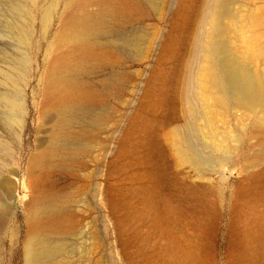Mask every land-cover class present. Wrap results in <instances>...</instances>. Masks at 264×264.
I'll list each match as a JSON object with an SVG mask.
<instances>
[{"label":"rangeland","instance_id":"obj_1","mask_svg":"<svg viewBox=\"0 0 264 264\" xmlns=\"http://www.w3.org/2000/svg\"><path fill=\"white\" fill-rule=\"evenodd\" d=\"M207 2L135 0L103 12L97 38L104 56L78 73L93 100L78 111L68 146L32 173L30 158L53 139L58 118L45 108L57 34L74 15L102 12L103 3L0 0V139L11 144L0 147V181H18L13 191H0L8 210L0 222V264H25L26 213L44 190L57 192L72 213L69 226L47 232L59 247L50 258L60 264H264V256L249 262L246 238L248 231L264 232V198L243 206L239 195L264 167V121L260 112L230 106L216 116L215 132L204 127L197 72ZM263 5L228 1L226 40L219 38L226 50L218 58L239 57L264 77V56L249 57L243 37L253 32L264 44ZM251 13L262 17L254 22ZM19 28L25 42L17 38ZM4 72L20 78L24 109L16 119ZM179 135L192 154L188 161L177 149ZM32 177L43 182L37 190L28 183ZM173 249L197 256L183 261Z\"/></svg>","mask_w":264,"mask_h":264},{"label":"bare ground","instance_id":"obj_2","mask_svg":"<svg viewBox=\"0 0 264 264\" xmlns=\"http://www.w3.org/2000/svg\"><path fill=\"white\" fill-rule=\"evenodd\" d=\"M73 1L78 4H83L90 0ZM100 1L103 3L100 9L103 10L102 12L98 14L85 12L80 15H74L65 23L63 30L57 34V54L52 62L51 71L48 76L45 108L50 112H55L56 116L58 114V118L55 122L53 139L40 147L30 158L29 169L32 173L36 169L48 167L54 157L68 146L69 138L76 136L73 124L78 111L93 100L94 91L80 78L78 73L90 60L104 56L105 45L97 38L98 32L106 24V18L103 16V12L117 10L118 7L129 5L135 0ZM207 1L209 5L204 9L205 14L203 13L205 32L202 38L204 42L197 72V81L199 82L202 98L206 105L204 111L208 115V120L204 127L210 128L212 131L216 130V116L218 118L224 117L226 115L224 109L230 106L242 108L244 114L247 115L254 116L260 112L258 115L261 122H263L264 77L258 74V72L250 71L245 62L239 57L237 58L226 54L222 59L218 58V53L221 50H226L225 42L220 41L221 39L219 40V38L225 39V36L222 37L221 34L226 29V24L223 20L224 18L226 19V16L230 12L226 8L229 0ZM261 10H263L262 14H264V8ZM230 16L235 17L234 15ZM261 17L259 13H251V20L254 22L260 20ZM234 20L236 19L233 18L231 21L233 22ZM242 20L240 21L242 22ZM251 33L243 36L245 37L244 42L246 43L244 51L249 57L256 58V56H264V44L258 41L256 34ZM224 34L226 33L224 32ZM17 38L20 42L26 41L27 34L24 28L17 30ZM234 51L233 53L236 52ZM18 63L22 64L20 61H16V66L22 67ZM19 79L17 76L14 77L4 72V80H2L3 83L10 82L13 85V90L8 95L6 94V99L11 116L14 119L19 118L24 109V102L20 98L18 88ZM176 142L177 149L183 159L186 161L190 160L192 154L188 150V147L183 145L181 135L176 137ZM0 147L10 148L11 144L0 139ZM38 179L32 177L31 181L28 182L36 190L43 183L42 181H38ZM245 185L239 190L242 201L246 202L243 206L251 204L254 199L264 198V167L254 172L250 176L249 184ZM13 187L15 189L18 187V181H8L7 178L6 180L0 181V191L3 189L5 192L9 189L13 191ZM29 204L32 205L26 213L28 233L23 246L25 264H60L59 261L50 258L59 251V247L50 243L47 232L52 227L65 228L69 226L72 218L71 210L65 204V200L62 201L61 196L57 192L50 190H44L43 192H39V194H35ZM7 213L8 210H5L0 205V222L6 217ZM246 238L252 245V251L248 252L249 258L247 257L249 262L254 263L262 259L264 256V232L261 235H255V232L248 231ZM185 241L189 242L187 239ZM174 250L176 249L172 251ZM176 252L183 258V261L184 259H193V257L197 256V253L194 256L185 249L184 251L176 250ZM195 260L197 259L195 258ZM134 264L144 263L137 262ZM164 264L170 263L165 261Z\"/></svg>","mask_w":264,"mask_h":264}]
</instances>
